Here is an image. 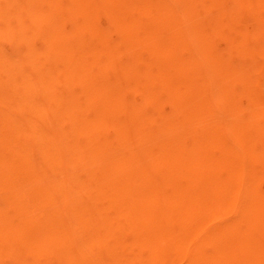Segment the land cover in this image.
<instances>
[{
	"label": "bare ground",
	"instance_id": "6f19581e",
	"mask_svg": "<svg viewBox=\"0 0 264 264\" xmlns=\"http://www.w3.org/2000/svg\"><path fill=\"white\" fill-rule=\"evenodd\" d=\"M0 264H264V0H0Z\"/></svg>",
	"mask_w": 264,
	"mask_h": 264
}]
</instances>
